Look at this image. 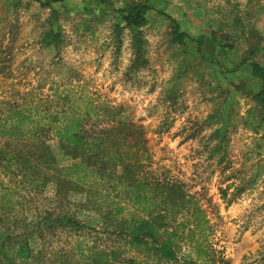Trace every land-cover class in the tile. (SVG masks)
I'll return each instance as SVG.
<instances>
[{
    "label": "rangeland",
    "instance_id": "rangeland-1",
    "mask_svg": "<svg viewBox=\"0 0 264 264\" xmlns=\"http://www.w3.org/2000/svg\"><path fill=\"white\" fill-rule=\"evenodd\" d=\"M49 1L0 0V103L89 99L110 117L87 136L124 122L144 169L206 210L197 264H264V79L250 64L264 66V0ZM134 4L151 6L141 26L121 11ZM27 141L0 138V156L21 155L0 158V264H159L124 234L125 199L65 178L76 158L57 138ZM33 151L54 161L30 168Z\"/></svg>",
    "mask_w": 264,
    "mask_h": 264
},
{
    "label": "trees",
    "instance_id": "trees-1",
    "mask_svg": "<svg viewBox=\"0 0 264 264\" xmlns=\"http://www.w3.org/2000/svg\"><path fill=\"white\" fill-rule=\"evenodd\" d=\"M150 9L147 4H134L121 11L129 25L141 26L146 23ZM174 31L180 37L188 35L178 32L177 23ZM250 64L253 75L264 79V66L255 61ZM254 98L262 103L263 121L264 84ZM41 101L24 98L21 103L1 102L0 138L26 142L39 140L44 134L57 138L76 158L72 164L60 168L65 178L89 189L100 188V197L110 199L111 193H115L116 199L126 200L131 211L122 225L135 249L149 258H156L159 264H172L181 258L185 264H197L195 259L209 260L206 232L210 226L206 210L178 179L168 174L154 179L153 171L144 169L146 165L139 153L140 141H130L131 131L124 122L90 131L87 136L84 128L89 119H105L110 114L102 113L93 102L80 95L64 98L60 109L45 107ZM0 151L3 150L0 148ZM2 157L10 160L11 157L19 159L21 155L4 154ZM27 158L28 162L33 161L30 168L34 163L54 161L50 151L39 154L33 151ZM113 203L116 211L122 212L121 202L113 200ZM21 244L16 253L22 257L30 256L27 246Z\"/></svg>",
    "mask_w": 264,
    "mask_h": 264
}]
</instances>
